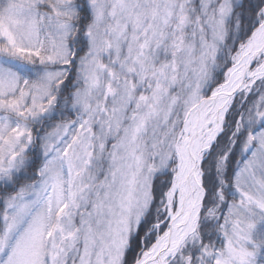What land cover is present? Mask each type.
<instances>
[{"label":"snow or ice","instance_id":"1","mask_svg":"<svg viewBox=\"0 0 264 264\" xmlns=\"http://www.w3.org/2000/svg\"><path fill=\"white\" fill-rule=\"evenodd\" d=\"M0 264H264V0H0Z\"/></svg>","mask_w":264,"mask_h":264}]
</instances>
